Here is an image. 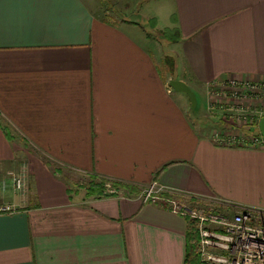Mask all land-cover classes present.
<instances>
[{
	"label": "crops",
	"instance_id": "1",
	"mask_svg": "<svg viewBox=\"0 0 264 264\" xmlns=\"http://www.w3.org/2000/svg\"><path fill=\"white\" fill-rule=\"evenodd\" d=\"M122 1L117 22L102 0H0V264H196L167 197L264 210V148L218 145L208 87L264 80V0Z\"/></svg>",
	"mask_w": 264,
	"mask_h": 264
},
{
	"label": "built area",
	"instance_id": "2",
	"mask_svg": "<svg viewBox=\"0 0 264 264\" xmlns=\"http://www.w3.org/2000/svg\"><path fill=\"white\" fill-rule=\"evenodd\" d=\"M213 96L210 108L213 111L220 102V98H227V103L221 105L224 109L247 111L251 103L246 104L239 99H258L264 104V80L236 81L224 80L208 86ZM246 113V112H245ZM241 114V117L246 114ZM258 119V134L249 135L248 129L241 128L235 132L217 129L214 139L222 146H242L248 148H264V135L259 129V121L264 117V111ZM233 130V129H230ZM250 137V138H249ZM26 183L25 175L14 179L15 190H21ZM145 191L146 201H155L156 195L161 193L156 182H152ZM170 208L180 215L186 216L193 222L197 219L200 224L197 229L198 252L203 262L207 264H264V210L253 207H238L229 215L222 212L203 213L188 205L171 201ZM2 211H13L10 205H1ZM194 230V228H193Z\"/></svg>",
	"mask_w": 264,
	"mask_h": 264
},
{
	"label": "rangeland",
	"instance_id": "3",
	"mask_svg": "<svg viewBox=\"0 0 264 264\" xmlns=\"http://www.w3.org/2000/svg\"><path fill=\"white\" fill-rule=\"evenodd\" d=\"M102 4L104 6V9L108 11V15L109 18L120 22L121 18L126 17L127 15H129V13H127L124 9H125V2L122 0H117V1H113V0H102ZM102 6V8H103ZM130 7V5H129ZM135 8V6H134ZM146 7H143L142 5L137 6V10L143 11L145 10ZM129 10H131L129 8ZM135 17H132V19H134ZM143 21V17L141 18ZM154 22L151 21V19L147 20V24L146 27H148V31L151 32L152 34H154L157 38H160L163 43H164V47H165V59L166 56H168V58L171 59V61L173 60V64L174 62H176V55L172 53L171 51V46L167 47L166 46V41L169 42V40L171 39V32H160L158 30H153L154 29ZM173 31V30H172ZM175 39V38H174ZM169 62L167 61V64ZM196 94V93H195ZM197 96V106L195 108L194 111H192V115L194 117H197L198 119H200L201 117H203L204 115H206V113L208 111H210L209 109V103H210V99H209V103H208V98H206V96L204 94H202L201 92H197L196 94ZM225 100H229L227 98H224ZM237 101H241L244 102L246 104H253L250 105L248 107L247 111H237V109H229L228 107H226L222 112H217L220 113L222 115V119L224 122H227L226 125H222L220 126V129L225 130L226 133L227 132H235L237 131V128L239 129L238 125H241V128L244 129H248L246 131V133H248L249 135H256L258 134V119L257 117L260 116L262 113H260L261 111H264V104L262 102H259L258 99H239ZM246 112V113H245ZM245 113L246 116L241 117V114ZM203 115V116H202ZM233 129V130H230ZM250 138V137H249ZM77 179H79V185H82V187L86 188V182L89 179V177H85V175H78L76 176ZM108 183V182H107ZM106 184V183H105ZM104 184V185H105ZM152 184V183H151ZM78 185V186H79ZM85 185V186H83ZM100 187H104L102 184ZM149 188V185L145 187V189L147 190ZM84 192H86V190L84 188H82ZM110 187L107 186V188L105 189V193L106 194H110ZM167 197V196H166ZM172 201H175L176 204L179 206L180 204L183 205H188L189 207H192L194 209L199 210L200 212L203 213H210L213 211L216 212H222L226 215H229V213L231 214L232 212H229L226 207H220L218 209V207H213L212 205V201L207 202L205 200H203L202 198H197L195 196H191L189 194L186 193H181L178 192V194H174L171 195L170 197H167ZM209 203V204H208ZM201 223L198 222L197 219L193 220V228L194 230L193 232V242L191 244L192 248L190 247V252H191V258H193V263L195 262L196 264H207L205 262H203L201 255L198 252V243H197V229L199 228Z\"/></svg>",
	"mask_w": 264,
	"mask_h": 264
},
{
	"label": "water",
	"instance_id": "4",
	"mask_svg": "<svg viewBox=\"0 0 264 264\" xmlns=\"http://www.w3.org/2000/svg\"><path fill=\"white\" fill-rule=\"evenodd\" d=\"M171 86L176 89V90H180V91H185L191 100V108L194 110L197 104V99H196V95L194 93V91L191 89V87L186 84L185 82L181 81V80H177V79H173L170 81ZM259 129L261 134L264 135V117H262L259 121Z\"/></svg>",
	"mask_w": 264,
	"mask_h": 264
},
{
	"label": "trees",
	"instance_id": "5",
	"mask_svg": "<svg viewBox=\"0 0 264 264\" xmlns=\"http://www.w3.org/2000/svg\"><path fill=\"white\" fill-rule=\"evenodd\" d=\"M166 61H168V62H169L168 65H169L172 69H174V67H175V62H174V64H173V60L171 61V59L168 58V56H166Z\"/></svg>",
	"mask_w": 264,
	"mask_h": 264
}]
</instances>
